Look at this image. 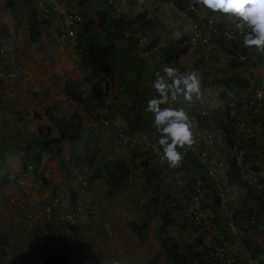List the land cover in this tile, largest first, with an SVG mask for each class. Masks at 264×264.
Masks as SVG:
<instances>
[{
  "label": "crops",
  "instance_id": "1",
  "mask_svg": "<svg viewBox=\"0 0 264 264\" xmlns=\"http://www.w3.org/2000/svg\"><path fill=\"white\" fill-rule=\"evenodd\" d=\"M4 1L0 0V4ZM24 1L31 2L32 5L34 3L33 0ZM119 1L123 11L139 20L140 27L136 32L125 36L120 25L118 30H113V28L105 30L103 26H99V23L96 22L95 42L92 46L94 62H97V65L101 67V60L106 69L101 68L110 70L112 75L111 83L108 85L111 96L107 97L110 106L107 105L106 117H109V114L112 115L117 111H121L120 109L125 110L128 112L127 116H129L125 120V126L138 129V131L142 125L139 120L148 119L146 115L149 114V118L154 120L151 113L146 111L144 115L142 110H146L150 99L157 97L152 83L157 78L156 72L164 75L163 68L166 67L167 63L176 64L181 69H198L203 64L204 59L208 60V66L199 75L202 80L203 94L201 97L204 105L209 106L211 114L215 110L226 112L224 90H216V88L231 89L236 95L240 96L241 101L243 100L242 104L245 99L253 98L254 93L264 88V54L257 53L253 49H249L244 53L245 49L240 50L242 41H238L240 43L237 42L239 44L237 60L239 56L245 54L248 57L243 62L242 60L232 62L230 53L213 42L208 45L197 44L191 46L188 43V37L194 19L188 13L179 10L174 5L175 0ZM62 2L64 0H60V3ZM84 3H87L86 0H83ZM16 4V2L9 1L7 7H0V15L10 6H13V8L19 6ZM39 5L46 9L48 8V1L44 0ZM88 8H91L89 3ZM24 9L28 11L27 7H24ZM49 9H52L54 15L57 16L53 21V32L44 33L45 30L41 29V26H43L41 21L40 29L44 31H42L38 41H34L33 49L30 48L33 44L29 39L28 23L22 30L18 29L16 31L15 27H11V23L15 21L12 14L6 11L3 15V21L0 18L2 23H0V27L3 24L6 26L5 35L0 34V44L7 46L6 53L0 54V69L8 67L10 61L7 54L13 51L17 53L16 69L18 74L15 83V104L7 108L0 103V264H17L21 261L23 264H39L41 260H44L45 264H179L172 261L163 252L162 247L158 246L155 235L160 234L161 220L150 213L151 197L147 196L146 198L144 195L145 197L139 198L140 193L137 188L139 176L136 173H132L131 176L127 174L128 177L125 176L121 180L119 189L114 193L115 195H107L105 188L100 187V184L97 186L94 184L89 188L90 191L87 197L95 201L94 214L98 215L101 220L111 221L113 225L111 235L105 234L104 229L100 226L96 231L91 230L89 228L91 217L83 216L80 224L84 226V232H79L78 226L75 225V227L72 226L69 235L59 240H53L46 236L50 228L61 224V217L65 214L63 212L69 210L70 190L77 191L78 186L80 188L76 181H63L60 177L58 178V175H63L64 180H66L60 166L61 163L56 160V157L47 156L46 151H43L44 141L55 136L52 126L56 124L62 127L67 121L66 118L63 119L64 114L60 112L71 109L67 112V116H71L75 112L78 113L81 118L79 127L81 128L82 137H90V134H92L95 135L91 138L92 142H99L102 139V143L118 144V141L114 139L116 127L112 124L108 129L109 131H107L101 125L103 117L100 112L101 95H103L101 90L104 86H98L95 96L91 98L85 97L84 93H79V95H82L81 102H75L66 93V90L64 92L56 87L54 82L57 79L56 76L51 79L50 74L46 75L43 70L35 71L36 68H39L36 63V59L39 57L38 53L41 51L39 47L44 44L48 45V40H54L52 38L55 37L54 34L59 33L56 28L57 24L60 25V16L57 15L58 6L52 5ZM199 9L197 17L200 20L202 14H205L207 10L202 6H199ZM220 15L226 21L233 20L240 23V20L234 17ZM26 27L27 33L24 34L23 31ZM140 37L152 39L149 48L152 47L154 60H147L146 57L140 55ZM173 43H177L176 49L172 54H169L167 46ZM187 45L189 47L185 53H177L179 49ZM61 46L64 48L68 45L61 44ZM26 47H29V49L26 50ZM66 48L67 50H64V53L67 62L70 63L73 52L68 47ZM77 75L78 77L81 76L80 73ZM0 90H5V86H2L1 83ZM114 95L118 96L117 101L121 105L113 106L114 104L111 101H114ZM260 103L261 108L256 114H252L249 109L240 107L239 116L242 117L245 123L244 130L230 132V138L248 147L250 158L253 157L256 160L259 158L264 159V98L260 100ZM15 105H17V108H15ZM14 109H18L17 111L23 110V112L16 114ZM200 116L198 113L197 117ZM223 118H226V113ZM192 125L193 129L197 125L201 127L197 122H192ZM40 126L42 127L41 130H39ZM45 127H48L46 128L48 131L53 130L49 136L43 134ZM27 145L30 146V150L26 149ZM103 146L106 145L103 144ZM221 149L222 147L218 144L209 147L205 142L196 144L195 150L188 149L184 154L183 162L179 168L174 169L166 165L167 171H170H168V175L170 173L177 175L181 171L193 172L194 175H205L209 167V160L218 162L217 160L225 157ZM80 150L82 155L83 148L81 146ZM203 151L206 152V158L201 157ZM34 152L39 157L38 161L34 160ZM9 158L13 161H19L17 167L8 164ZM28 164L33 165L34 169H26ZM127 164L129 169L130 163L127 162ZM260 165H262V178L264 180V161ZM150 170L149 167L147 174ZM205 177L210 186H213L211 184L212 180L208 178L209 176L206 174ZM168 178H171V176H168ZM19 179H23L25 183L17 182ZM60 180L61 182H59ZM227 180L229 182L233 180L229 179L228 173L224 172L219 175L221 184L226 185ZM168 181H163L164 183L159 190L160 193L156 192L157 195L166 194L170 187ZM145 184L150 193L151 185L146 181ZM238 186L237 192L244 194L242 185L238 184ZM129 187L132 188L131 191ZM234 187L225 186L230 199L220 202L217 197L212 196L213 201L206 203L205 206L213 213L214 220L205 228L197 229L198 231L194 234L195 239L191 238L192 240H190L192 244L198 238H202L203 243H208L207 245H211L212 248L221 243H226V241L228 242L229 233L226 228L228 210L236 206L237 203L242 204L243 198L240 195L231 200L233 197L231 191H236ZM82 192L84 193V191H80V193ZM55 195L60 198V201L54 205L56 208L52 204ZM135 195L138 196L136 202L130 204L131 198ZM234 200L237 202H234ZM24 205L27 210L41 216L39 219L37 217L33 225L28 224L29 220L25 215V211L20 207ZM221 207L224 211L221 210ZM168 209L172 211L169 213L170 218L184 217L182 215L185 209L183 204L173 208L168 207ZM133 222L143 225V228L140 230L132 228ZM155 227L159 228L158 231ZM178 228L180 229V227ZM168 232L165 230L163 235L168 236ZM178 232H181V234L176 237L177 244H179L180 239L185 240L184 231ZM199 232L204 234H198ZM42 239L43 241H41ZM259 241V253L264 255V239H259ZM226 246L222 252H219L217 264H225V258L231 255L235 256L236 264H247L245 256L248 251L242 246V242L231 244L230 240V243L228 245L226 243ZM215 249L219 250L220 248ZM179 250H182L185 254L188 253V248L182 249L179 246ZM56 258H59L60 261L57 262Z\"/></svg>",
  "mask_w": 264,
  "mask_h": 264
},
{
  "label": "built area",
  "instance_id": "2",
  "mask_svg": "<svg viewBox=\"0 0 264 264\" xmlns=\"http://www.w3.org/2000/svg\"><path fill=\"white\" fill-rule=\"evenodd\" d=\"M44 0H38V3H43ZM48 1V8L44 9L43 13L49 16L51 20L57 17L54 15L52 9H49L52 5L58 6V14L60 16V28L61 31L59 34V41L63 45H68L64 47V50H67L66 47L72 50L73 57L70 59V63L76 62L80 67H82L86 73L83 80V92L86 97H93L97 90L98 86H106L111 83V72L110 70H103L100 65H97V62H94L95 58L92 54V46L89 44L94 41L95 33V21L92 12L88 8L87 3H81V0H64L60 3V0H45ZM185 7L188 11L193 13H199L198 5L194 4V0H184ZM109 3L112 6L115 5V11L120 16V23L123 28L124 35H130L133 32H136L139 28V21L136 18H133L126 14L122 9L121 2L119 0H109ZM121 13V14H120ZM204 19L203 24L194 22L191 26L190 40L192 43L208 45L212 42L213 38H220L226 40L228 43H235L238 41H243V36L247 34L249 29L245 28L243 31L240 27L232 28L229 23H224L222 18L216 14L211 13L209 15L202 14ZM222 25V26H221ZM231 37V38H229ZM141 44L140 55L146 57L147 60L152 61L154 58L152 55V47L149 48V44L152 42V39L148 38H139ZM240 43V42H238ZM243 49L249 50L243 45ZM7 46L2 44L0 46V54L6 53ZM8 67L0 69V83L2 86H5V90H0V103L4 104L7 108L16 102V92H15V83L17 80V53L11 51L7 54ZM248 55L239 56V61H246ZM155 59V58H154ZM153 59V60H154ZM208 60L204 59L203 64L198 69L193 68H179L176 64L167 63L166 66H172L177 68L182 72L187 71H197L200 74L208 66ZM157 74V72H156ZM216 90H224L225 97V107H226V118L224 119L226 123V128L224 127H213V128H201L198 125L195 126V129H192L196 139V144L205 142L207 147L214 146L218 144L222 147V151L225 155L224 158L214 162L209 160V167L206 171L208 178L211 181L213 186H210L206 177L204 178L201 175L186 174V175H174L166 169L167 162L161 160L162 148L158 144L159 133L152 128L153 130H141V131H130L126 132L125 126V117L121 114L115 112L112 115H109L107 118L101 120V125L105 130H108L113 124L116 127V136L123 143L131 146L132 150L139 154V156L144 160V162L150 167L154 168L158 176H171L173 181L172 185L168 188L166 194L167 197V207L173 208L180 205H184L185 209L182 212L184 217H187L188 221L196 228L203 229L209 223H211L213 218V213L206 207V203H211L213 197H217L220 202H224L228 193L225 189V186L229 188L234 187L238 189V185L232 184V182L226 181L225 184H221L219 181V175L228 173V170L231 165L235 166L240 180L249 186L253 187L254 194L261 195L264 199V180L261 176V172L257 170L254 166L248 164V157L250 156V151L248 147L242 145L239 142L234 141L230 138V132H237L244 130L245 123L242 120V117L239 116V108L249 109L252 114L259 112L261 108L260 100L264 98V88L259 89L256 93L253 94V98L245 99V102L242 104L239 95H236L231 89L225 88H216ZM177 109L184 108L188 113L191 122H196L195 113H199L201 116L209 117L211 110L209 106L204 105L203 98L199 99L193 98L191 103L183 100L182 97L178 98L177 101L171 105ZM105 106H100L102 115L107 112ZM19 109V107H18ZM195 145L190 150H195ZM206 152L201 153L202 158H206ZM29 170L34 169L33 165L29 164L27 166ZM170 172V171H169ZM205 174V175H206ZM162 181L158 180V183ZM164 183V182H162ZM161 183V184H162ZM241 188V187H240ZM244 194L237 191H231V195L236 199L238 196H244L246 191L243 189ZM242 191V192H243ZM256 191V192H255ZM261 193V194H260ZM12 199V197H11ZM216 199V198H215ZM227 199H230L229 197ZM229 201V200H228ZM234 202H237L234 200ZM55 203V202H53ZM23 205V204H21ZM83 202L78 203L72 211L66 212L62 217L63 224L58 227L53 233L52 238L55 240L60 239L64 235L68 234L72 226L77 225L80 232L84 231V226L80 224ZM21 209L25 211L26 217L29 219V225H33L34 221L37 220V214L26 209L25 205L20 206ZM246 205L237 203L236 206L230 208L227 214V228L229 233V238L231 244H236L242 240L246 230L253 225L258 223V217L240 216L239 211H244ZM84 210V209H83ZM235 210L239 218L235 217ZM86 211V210H85ZM89 217H91L92 226L89 228L93 231H96L98 226H101L104 229V233L107 235L112 234V225L109 221H101L94 215L93 208L91 207L87 211ZM226 241L227 245L230 243ZM43 241V239L41 240ZM226 243H223V246L220 247L213 254V259L215 264L218 263L219 252H222L226 246ZM248 251V250H247ZM264 252V248H263ZM246 261L247 264H264V255H261V259L257 256L255 252H246ZM40 264H43V260L40 261ZM225 264H236L235 256L231 255L225 258Z\"/></svg>",
  "mask_w": 264,
  "mask_h": 264
},
{
  "label": "rangeland",
  "instance_id": "3",
  "mask_svg": "<svg viewBox=\"0 0 264 264\" xmlns=\"http://www.w3.org/2000/svg\"><path fill=\"white\" fill-rule=\"evenodd\" d=\"M9 1L12 2V3L16 2L17 3L16 5H19V6L18 7L14 6L15 8H13V6L9 5L10 7L5 9V11L0 15V18L3 21V15L5 14L6 11H8L9 14H12L15 17V21H13L11 23V27L12 28L15 27L16 31L18 29L22 30V28L26 25V23H28L27 11H26V9H24V7H28L29 4H28V2H25L24 0H5L4 3L2 2L0 4L1 5L0 7H2V6L7 7ZM33 2L36 4L35 5L33 3V6L36 7L37 12H39V15L46 16L42 20L43 26H41L42 27L41 29L45 30L44 33H47L48 31L53 32L52 31V27L54 26L53 20H51L49 18V16L46 15V13H43L45 8H43L41 5L38 4V0H33ZM86 2H87V4L89 3V6L92 9V15L94 16L96 22L99 23V26H103L105 30L106 29L109 30V28H113V30H118V27L120 25V23H119L120 16L115 11V5L114 6L109 5L106 0H86ZM211 13H212V11L207 10L205 12V15L207 16V15H209ZM220 16H221V18H223L222 15H220ZM202 20L204 21L203 18H202ZM223 21H224V23H229L232 28H237L238 25L241 23V21H240V23H238V21H233V20L226 21V20L223 19ZM96 22H94V23H96ZM222 25H224V24H222ZM97 26H98V24H97ZM23 33L24 34L27 33V27L24 29ZM0 34L2 36H4L5 32H0ZM8 35H9V32H8ZM40 37H41V35H40ZM36 41H38V40H36ZM57 41H59V38L57 39ZM31 42H32L31 44H33V46H30V48L32 47V49H33L34 41H31ZM49 44L50 43H48V45L44 44V45L39 47L41 51L38 53L39 57H37V59H36V63L39 66V68H36L35 71H38L39 69L43 70L44 72H46V75L50 74V78L51 79L54 76H56L57 79H56V81H54L55 85H56V87L60 88V90H63L64 92H65V89H66V90L72 91L74 94H79V93L82 94L83 91H84L83 90V79L85 77L86 71L82 67H80L76 62H73V63H68L67 62V59H66V56H65V53H64V48H63V46H61V44L58 45V46H56V45L49 46ZM28 49H29V47H26V50H28ZM253 50H255V49H253ZM261 54H264V53L261 52ZM16 59H17V57H16ZM100 64H101L102 68L106 69V66L103 65V62L101 60H100ZM79 73L81 74V76H79L80 78L77 75ZM51 74H54V75L52 76ZM17 77H18V75H17ZM53 83H51V84H53ZM65 87H67V88H65ZM104 88H105V90H103ZM109 89H110V87L108 85H106L101 90L103 95H101L102 96V102H101L100 105H101V107L105 106L104 108H106V110H108V106L107 105H109V103L107 101V97L111 96ZM104 97H106L105 101H104ZM89 98H91V97H89ZM117 98H118V96L114 95V101H111V103L114 104L113 106L121 105V103L117 101ZM15 108H17V105H15ZM73 109L75 110V108H73ZM17 110L18 109H16L14 111L16 114H19V113L23 112L22 109H21L22 111H17ZM70 110L71 109L65 110V112H60V113L64 114L63 119L64 118H66V119L70 118V115L67 116V112L70 111ZM120 110L121 111H117V113L121 114L123 117H125V120H127L129 118V116H127L128 112H126L125 110H122V109H120ZM50 113L53 114L52 112H50ZM105 114H103V117L107 118L105 116ZM142 114L145 115L146 114V110L145 111L142 110ZM109 115H111V114H109ZM48 117H49V115H48ZM146 118H149V114L146 115ZM46 128H48V127H45V129L43 130V134L45 136H49L53 132V130L52 131H50V130L48 131ZM53 133H54L55 136H58L56 129H54ZM114 139H116L115 141H118V144L115 145L113 143L112 144L110 143L111 145H113V147H111V145L109 143H104V142L102 143V141H101L102 139H100V141H99L100 145H99L98 148H96L95 144H91L87 148H83L82 155L80 156V160H79L80 166L78 168H73L72 169V173H73V175H75V179H73L72 182L76 181L77 184L80 185V188L78 186V191L79 192L80 191H84V193L82 192V196L78 195L77 196L78 199L74 203H70L69 210H66L63 213L72 211L78 203L84 201L83 202L84 205H82V209H81V214H82V216H89L87 211H89L91 207L93 208V211H94V206H92V205H94L95 201L90 199L87 196L89 195V191H90L89 188H91V186L94 185V184H95V186L100 184V187L102 186L103 188H105V191H106L107 195L108 194L110 196L111 195H115L114 193L116 191H113L111 189L109 181H108V177L100 176L99 173H97V171H96V168L98 166H100L104 162H107L108 160L123 159V160H125L126 163L127 162L130 163V168L128 169L129 170L128 175L131 176L132 173H136L139 176V180H138L139 185L137 187L138 191L140 193L139 194V198H141L144 195L146 196V198H147V196L151 197L150 193H149V188L145 184V177L147 175V172L149 171V166L144 162V160L139 156L138 153H136V152H134L132 150L131 146H129L127 144H123L116 136L114 137ZM103 144H105L106 146L104 147ZM26 149L30 150V146L27 145ZM62 150H63L62 154H63L64 158H67L68 157L67 145H64ZM43 151H45V150H43ZM8 160H9L8 161L9 165H12V166L14 165L15 167H17V165L19 164L18 160L17 161H13L10 158ZM35 161H38V160H35ZM262 161H264L263 158H259V159L256 160L253 157H252V159L250 158V156L248 157V164L254 166L257 170H259L261 172V176L263 175L262 165H260V163L262 164ZM26 169H27V167H26ZM77 169H79V171ZM177 174L178 175H186V174L190 175V174H193V172L181 171V172H179ZM64 176H65V174H64ZM59 177H60L61 180L67 181V178H66V180H64L63 175H58V178ZM126 177H128V176H126ZM61 180L59 182H61ZM156 180H159V181L161 180L162 182L164 180H169L168 183L170 184V186L173 183L171 178H167L165 176H157ZM17 182L25 183V182H23V179H19ZM150 188H152V185H151ZM129 190L131 191L132 188L129 187ZM235 190L237 191L238 189L235 188ZM158 193H160V191H158ZM70 195L71 194H69V197H70ZM261 195L263 196V193ZM66 198H67V196H66ZM84 198L87 199V200H85ZM136 198H138V196H136V195L134 197H132L130 204L132 202L133 203L136 202L135 201ZM227 198L228 197H226V199ZM59 199L60 198L55 195L53 197L52 201L57 203V202L60 201ZM126 201L128 202V200H126ZM221 210L224 211V209L222 207H221ZM30 212L33 215L32 211H30ZM171 212L172 211L169 210V213H171ZM150 213H151V211H150ZM36 214H37L38 219H39L41 217L40 214H38V213H36ZM95 216L97 218L99 217L98 215H95ZM134 224H136V223H134V222L132 223V228H134ZM111 225H112V223H111ZM55 226H53L52 228L49 229L50 231H48L47 235H49V233L51 232V230ZM112 228H113V225H112ZM155 229H157V231H158L159 228L155 227ZM199 230H201V229H199ZM167 231H169L168 235H171V236L175 235L176 237H178L181 234V232H178V231H182V230L179 229L178 227L171 226V227H168ZM183 231H184V235L183 236L185 237V240L183 238L180 239V242H179L178 246H180L182 249H186V248H189V246L192 244L190 242V240H192L191 238L195 239L194 234H196V232L198 230H197L196 227H194L188 221L187 222V228L184 229ZM112 232H113V230H112ZM198 234H204V233L203 232H199ZM162 236L164 237V235H162V234H158V235L156 234L155 235V238L157 239L158 246H160V241H161V237ZM203 242H204V240L201 238V241L198 243V249L197 250L199 252V255L197 256V258H195V260L197 261L198 264H204L205 261L203 260L202 256L207 255L206 254V250H207L206 248H208V249L213 251V248H212L211 245H207L208 243L206 244V243H203ZM204 247H206V248L203 249ZM201 250H203V251H201ZM180 251L183 252L182 250H180ZM257 252H258V254H257ZM257 252H256L257 256L261 259V255L259 253L260 251H257Z\"/></svg>",
  "mask_w": 264,
  "mask_h": 264
},
{
  "label": "trees",
  "instance_id": "4",
  "mask_svg": "<svg viewBox=\"0 0 264 264\" xmlns=\"http://www.w3.org/2000/svg\"><path fill=\"white\" fill-rule=\"evenodd\" d=\"M109 3V0H107ZM29 6L27 11L28 16V25H29V39L31 41H36L39 39L41 33L43 30L40 29L41 21L43 20L44 15H39V12H37V9L32 5L31 2H28ZM110 4V3H109ZM174 5L179 10H185V3L183 0H177L174 2ZM39 16V17H38ZM190 17L195 19V14H190ZM40 18V19H39ZM1 25V24H0ZM58 32L61 31L60 25L57 24L56 26ZM6 26L2 25L0 27V32H5ZM55 37H52L54 40H48L49 46L52 45H60L62 42L57 41L59 34H54ZM1 37V36H0ZM213 43L221 46L224 50L228 51L230 53V57L232 62H235L237 60V52L239 48V44L237 42L235 43H228L226 40L220 39V38H213ZM90 44V43H89ZM177 43L169 44L167 46L169 54H172L173 51L176 49ZM189 46H185L182 49H179L177 51L178 54L185 53L187 51V48ZM243 51V47L240 49ZM247 51V49L244 50ZM115 60V59H114ZM107 65V64H106ZM67 88V87H65ZM66 90V89H65ZM66 93L74 100L75 102H81L82 95L74 94L72 91L66 90ZM15 111V110H14ZM225 113L227 112H220V111H213L212 115L210 117L206 116H200L198 117V122L202 128H209V127H224L226 128V123L223 119L225 116ZM80 116L77 112L73 113L70 118L67 119V121L64 123L62 127L52 126L54 129H56L58 136H52L47 138L44 141V150L46 151L47 156L56 157V160L61 163V169L63 170V173L65 174V178H67L68 181L75 179V175H73L72 169L78 168L80 166V155L81 150L80 146L82 148H87L91 144H95L96 148L99 147V142H92L91 138L95 137V135L90 134V137H82L81 135V128L79 127L80 123ZM139 120V119H138ZM137 121V120H136ZM153 119L148 118L146 120L142 119L139 120V123H141V127L139 128V131L141 130H153L151 127ZM42 127L40 126L39 130H41ZM126 132L132 131H138V129L128 127L125 129ZM92 135V136H91ZM65 143V144H64ZM67 145V152L68 157L64 158L63 156V146ZM34 160H38V155L34 152ZM128 164L123 159H116V160H108L107 162H104L100 166L96 168L97 173H99L100 176L108 177V181L110 184V187L113 191H116L119 189V183L121 180L128 174ZM79 171V169H77ZM229 179L232 180V182H235L236 185L240 184L242 185V189H245L246 196H245V203L242 202V204L247 205L245 210L242 213V217H250V216H263L264 215V199L260 195L254 194L253 187L249 186L248 184L244 183L240 180L239 174L235 168V166L231 165L229 170ZM203 177L205 175L198 174ZM157 173L155 169L152 167L150 172L146 176V182L152 185V188H150V195H151V213L153 216L158 217L161 220V227L159 230V233L163 235V232L167 230L170 226H178L180 229L184 230L187 228V217L173 219L169 217V209L167 208V194L161 193L159 195L156 194L160 190L161 185L163 183L156 182ZM234 183V184H235ZM151 187V186H150ZM70 203H74L78 199V195L82 196V193H80L78 190H70ZM82 201V200H81ZM84 202V201H83ZM53 203V201H52ZM57 203H53L54 205ZM94 206V205H92ZM56 208V207H55ZM54 208V210H55ZM95 215V214H94ZM236 218H239V216H236ZM135 229H142L143 225L134 224ZM251 235L255 236L256 238L264 236V228L258 229L256 226H250L246 230V237H251ZM177 238L175 235H168L164 237H161L160 246L163 249V252L174 262H177L179 264H193V257L198 255V252L195 251V249L198 247V243L201 241V239H196L193 244H191V247L188 248V253L185 254L179 250V246L177 244ZM246 244V250L248 251H259L260 247L258 244L252 245L249 241V239H245ZM57 262H59V258H56ZM26 262V261H24ZM17 264H23L18 262ZM210 264V263H209ZM211 264H215V262H212Z\"/></svg>",
  "mask_w": 264,
  "mask_h": 264
},
{
  "label": "clouds",
  "instance_id": "5",
  "mask_svg": "<svg viewBox=\"0 0 264 264\" xmlns=\"http://www.w3.org/2000/svg\"><path fill=\"white\" fill-rule=\"evenodd\" d=\"M176 1L177 0H175V2ZM81 3H83V0H81ZM194 4L198 5V8L199 6H202L203 8L212 11V13L216 12V14L220 13L240 20L241 23L238 25V27H240L242 31L245 28L250 30L247 32L246 35L243 36V41H242L243 45L246 48L255 49L257 53L264 52V0H194ZM89 9L91 11V8ZM183 12L188 13L189 16L190 14L196 15L193 23L198 22L199 24H202L204 22L202 19L200 20L198 19L197 16L199 13L190 12L186 9V7L185 10H183ZM126 14L128 13L126 12ZM95 27H96V23H95ZM94 42L95 39L93 42L90 43V45L94 46ZM188 43L191 46L198 44V43L194 44L191 42L190 35L188 37ZM237 62L239 61L237 60ZM163 73L164 75H160L159 73H157V78L152 83V87L154 88L157 97L152 98L148 101L146 111L154 116V120L152 121L151 127H153L159 133L158 144L162 148L161 160L166 161L171 168L175 169L181 166L183 162L184 154L187 152L188 149H191L194 146V144L196 143V139L194 136V132L192 130L193 125L188 113L185 111L184 108L177 109L175 107H172L171 105L174 104L177 101V99L180 97H182L183 100L187 101L188 103H191L194 97L199 99L203 94L202 80L198 72L195 70L182 72L175 67L166 66L163 68ZM211 115L212 114H210V116ZM195 116L197 119L196 122L199 123L197 113H195ZM156 182H158V180H156ZM245 196L246 193L242 198V202L244 203L246 202ZM234 212H235V217L238 216L237 210H235ZM241 212L239 211L240 216H242ZM256 217L259 218L258 223H256V225L253 226H256L258 229L264 228V221H263L264 215L256 216ZM101 221H109V220H101ZM89 223L90 226H92V222L90 221ZM62 224L63 221L61 222L60 225H56L51 230L49 235L46 236L55 240L54 238H52V233L56 229H58V227H60ZM71 231L72 228L70 232L64 235L63 237L69 235ZM228 239L230 240L229 237ZM245 239H249L252 245L255 244L259 245L260 244L259 239L261 240L264 239V236L256 238L255 236L251 235V237L250 236L246 237V232H245L244 236L242 237V240H240L244 248L247 247L245 244ZM221 246H223L222 243L217 245V247L215 248H220ZM190 247L191 245L189 246V248ZM205 248L206 247H204L203 249ZM215 248H213V251L206 248L207 255L202 256L203 260L205 261L204 264H209V262L210 263L215 262L213 259V254L217 251ZM197 249L198 247L195 249L196 252H198ZM250 252H254V251H250ZM197 256L193 257V264H198L197 261L195 260ZM43 264H45L44 260H43Z\"/></svg>",
  "mask_w": 264,
  "mask_h": 264
}]
</instances>
